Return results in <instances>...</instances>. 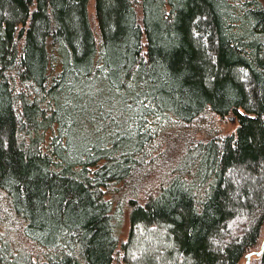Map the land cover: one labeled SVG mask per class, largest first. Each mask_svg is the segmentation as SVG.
Returning a JSON list of instances; mask_svg holds the SVG:
<instances>
[{
    "label": "trees",
    "instance_id": "trees-1",
    "mask_svg": "<svg viewBox=\"0 0 264 264\" xmlns=\"http://www.w3.org/2000/svg\"><path fill=\"white\" fill-rule=\"evenodd\" d=\"M263 238L264 0H0V264H244Z\"/></svg>",
    "mask_w": 264,
    "mask_h": 264
},
{
    "label": "rangeland",
    "instance_id": "rangeland-1",
    "mask_svg": "<svg viewBox=\"0 0 264 264\" xmlns=\"http://www.w3.org/2000/svg\"><path fill=\"white\" fill-rule=\"evenodd\" d=\"M235 116L234 115H229L228 117H227V120H226V125L225 124H222V129H224V130H227L228 128H233L234 126H235ZM195 133H197V131L195 130ZM186 137H188V135H186ZM156 180L157 179H155V178H153V177H150V179H149V184H152V183H154V182H156ZM148 185V184H147ZM125 228H124V231L125 232H127V228H128V221H126V224H125V226H124ZM254 251V250H253ZM253 255V254H252ZM252 255H251V259H250V261H251V263L253 262V263H255V258H254V261H253V257H252ZM256 255V254H255ZM246 260V257H244L243 258V260L242 261H245Z\"/></svg>",
    "mask_w": 264,
    "mask_h": 264
},
{
    "label": "water",
    "instance_id": "water-1",
    "mask_svg": "<svg viewBox=\"0 0 264 264\" xmlns=\"http://www.w3.org/2000/svg\"><path fill=\"white\" fill-rule=\"evenodd\" d=\"M264 248V238L262 240V243H261V247L258 249V250H254V251H251V252H248L247 255H246V260L244 262V264H249L250 263V259H251V255L252 254H260L262 252Z\"/></svg>",
    "mask_w": 264,
    "mask_h": 264
}]
</instances>
